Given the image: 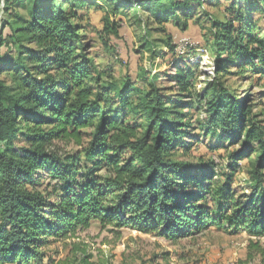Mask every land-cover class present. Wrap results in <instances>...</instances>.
I'll use <instances>...</instances> for the list:
<instances>
[{"label":"trees","instance_id":"16d2710c","mask_svg":"<svg viewBox=\"0 0 264 264\" xmlns=\"http://www.w3.org/2000/svg\"><path fill=\"white\" fill-rule=\"evenodd\" d=\"M3 1L8 17L15 2L26 16H15L12 24L4 20L0 31V264L39 262L51 239L73 237L95 220L172 240L211 225L264 237V120H255L252 105L244 103L248 97L240 101L223 84H208L203 96H193L192 68L172 58V29L186 31L205 16L212 41L204 48L216 54L215 78L237 67L239 77L264 80V29L254 34L252 22L255 13L264 22V0H233L223 21L207 11L196 16L212 0H103L107 8L100 0ZM103 10L144 12L164 37L159 41L168 52L162 58L171 57L174 74L157 86V77L148 80L141 68L135 81L121 87L103 83L83 42L85 26ZM102 22L103 34L120 40V26ZM147 41L138 53L158 57L160 46ZM194 97L205 102L202 120L191 112ZM208 136L240 144L228 155L220 182L208 163L169 159L187 141L198 144ZM55 142L79 150L63 156ZM256 151L247 174L253 187L244 194L234 189L233 178L239 161ZM101 171L108 176L100 177ZM46 180L51 190L44 193L39 188ZM82 255L77 264H96Z\"/></svg>","mask_w":264,"mask_h":264},{"label":"rangeland","instance_id":"374dc122","mask_svg":"<svg viewBox=\"0 0 264 264\" xmlns=\"http://www.w3.org/2000/svg\"><path fill=\"white\" fill-rule=\"evenodd\" d=\"M211 2L212 5L209 2L202 7L203 9H196V16L207 11L212 19L223 21L225 15L223 10L233 0L228 3L226 0H212ZM99 3L105 5L103 0ZM15 4L8 9L12 13V15L8 14V17L6 15L8 6L0 0V31L4 20L12 24L15 16L21 18L26 16V12ZM104 8H107L106 5ZM105 11L94 14L91 26L83 25L85 26L83 42L89 56L95 61L97 72L103 83L116 84L117 87H121L127 79L135 81L141 68L146 70L148 80L151 77H157V86L160 85L162 78L174 74V70L170 68L171 64H168L171 57L162 58L168 52L159 41L164 40V37L154 31L158 28L156 24L146 21L147 17L144 12L132 10L127 11L126 15H107ZM105 18L109 23H116L120 26V40L112 35L107 37L103 34L102 20ZM194 21L189 24L186 31L172 29L176 46L175 55L172 58L177 59L178 66L188 63L194 72L190 81L192 86L189 89L192 95L200 93L203 96L208 84H223L240 101L248 97L249 101H244V103L252 105L255 120H264V80H258V75L250 73L239 77L237 67L230 69V75L221 80L216 79L214 61L216 54L204 48V41H212L208 18L201 17L200 22H196L197 25ZM252 22L255 23L256 28L254 34L261 33L264 29V22L259 13L253 15ZM261 36L264 37V33ZM145 40H152L156 47L160 46L156 48L159 52L158 57L150 58L145 51L138 53ZM171 92L176 94V91ZM129 98L130 102H135L132 96ZM194 101L196 105L191 112L195 114L194 118L202 120L206 116L205 102H198L195 97L192 102ZM196 133L200 136L199 131ZM199 139L201 141L198 144L194 141H187L186 148H176L170 153L169 159L193 166L208 163L212 166L211 170L216 176L214 180L223 181V174L228 172V155L240 149V144L231 147L227 141L216 140L215 137L212 139L210 136L199 137ZM212 146H217V150H210ZM53 147L63 156L71 155L79 150L72 143L55 142ZM256 156L257 151L252 157L239 161L240 170L233 178L235 190L242 189V193H250L249 189L253 185L247 174ZM82 163H84L83 159ZM98 175L104 178L108 176V173L101 171ZM39 190L44 193L50 192L49 180L44 181ZM53 202H56V199H53ZM209 208L212 210V206ZM159 234H144L131 226L117 229L114 225L104 226L95 220L91 221L86 229L79 227L73 237L51 239L52 243L41 249L43 254L41 261L27 264H77L83 256V251L90 254L91 261L96 264H264V237L254 238L246 233L229 234L214 225L202 232L177 240L168 239Z\"/></svg>","mask_w":264,"mask_h":264},{"label":"water","instance_id":"95a60500","mask_svg":"<svg viewBox=\"0 0 264 264\" xmlns=\"http://www.w3.org/2000/svg\"><path fill=\"white\" fill-rule=\"evenodd\" d=\"M129 1H131V2H136V1H140V0H129Z\"/></svg>","mask_w":264,"mask_h":264}]
</instances>
